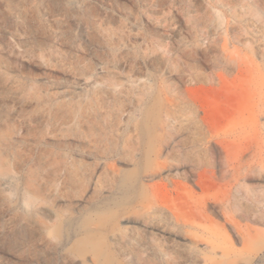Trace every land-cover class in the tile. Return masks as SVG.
Masks as SVG:
<instances>
[{"label": "rangeland", "instance_id": "rangeland-1", "mask_svg": "<svg viewBox=\"0 0 264 264\" xmlns=\"http://www.w3.org/2000/svg\"><path fill=\"white\" fill-rule=\"evenodd\" d=\"M0 264H264V0H0Z\"/></svg>", "mask_w": 264, "mask_h": 264}]
</instances>
